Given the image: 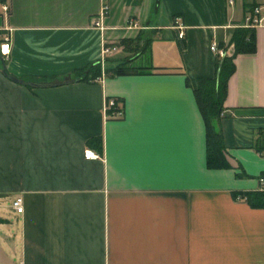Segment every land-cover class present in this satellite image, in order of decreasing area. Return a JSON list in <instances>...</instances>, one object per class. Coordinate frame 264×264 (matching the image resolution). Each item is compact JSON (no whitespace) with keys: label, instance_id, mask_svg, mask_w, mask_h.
<instances>
[{"label":"crops","instance_id":"1","mask_svg":"<svg viewBox=\"0 0 264 264\" xmlns=\"http://www.w3.org/2000/svg\"><path fill=\"white\" fill-rule=\"evenodd\" d=\"M253 6L264 0H0V264H264ZM239 29L256 51L233 57L213 122L227 167L208 169L194 91L215 78L210 46L232 57ZM104 47L116 51L102 61ZM126 58L151 70L105 75ZM94 68L96 79L74 81ZM113 98L118 118L104 112ZM15 198L21 214L6 205Z\"/></svg>","mask_w":264,"mask_h":264},{"label":"trees","instance_id":"2","mask_svg":"<svg viewBox=\"0 0 264 264\" xmlns=\"http://www.w3.org/2000/svg\"><path fill=\"white\" fill-rule=\"evenodd\" d=\"M253 8L254 6L250 10ZM231 42L234 46L233 56H225L219 59L213 81H199V86L194 91L199 109L205 122L206 167L208 169H222L227 167V163L223 155L224 149L222 146L221 135L218 130L215 129L213 122L216 120L220 112L221 104L225 96L227 80L235 71L233 57L237 54H254L256 51L253 34L250 29L236 30L233 34ZM144 49L145 46L141 47L138 46V44L133 46L131 57L137 54V57H139L143 53ZM128 58L117 62L113 68L106 69L104 72L105 75L111 77L129 76L151 70L149 66H143V64L141 65L140 63L132 64L134 59L128 60ZM94 69V75H90L92 73L91 70L84 74L81 72L76 74L74 81L85 82L89 79H96L100 76V69ZM261 149L263 148L261 147L260 150ZM257 201L259 205H264V198L260 197Z\"/></svg>","mask_w":264,"mask_h":264},{"label":"built area","instance_id":"3","mask_svg":"<svg viewBox=\"0 0 264 264\" xmlns=\"http://www.w3.org/2000/svg\"><path fill=\"white\" fill-rule=\"evenodd\" d=\"M252 15L255 16V19L248 18L246 20V24L250 27L260 26L262 22H264V7H255L251 10ZM259 17V18H257ZM176 27L179 30L178 38L182 40L184 38L183 34V27L176 23ZM9 42L6 41L0 45V57L2 59L7 58L9 55ZM116 51L114 47H104L102 49V61L104 58L110 56L113 52ZM210 51L213 52L219 59L225 57V52L223 49H219L216 44H212L210 46ZM104 112L108 118H118L121 116L122 112L121 109L117 107V100L116 99H108L105 103ZM85 159H93L97 158L91 152L86 151L84 154ZM11 210L14 211L16 214H21L23 211V203L21 198H15L11 202Z\"/></svg>","mask_w":264,"mask_h":264},{"label":"water","instance_id":"4","mask_svg":"<svg viewBox=\"0 0 264 264\" xmlns=\"http://www.w3.org/2000/svg\"><path fill=\"white\" fill-rule=\"evenodd\" d=\"M9 79L12 80V81L15 82V83H18V84H24L23 81L17 80V79H15V78L10 77ZM65 83H70V81H66ZM30 86H31V87H34V88L48 87V85H40V84H30Z\"/></svg>","mask_w":264,"mask_h":264},{"label":"rangeland","instance_id":"5","mask_svg":"<svg viewBox=\"0 0 264 264\" xmlns=\"http://www.w3.org/2000/svg\"><path fill=\"white\" fill-rule=\"evenodd\" d=\"M11 202L10 203L6 202L7 203L6 205H8V206L11 205ZM4 205H5V203H4ZM5 212H6V210L4 209V207H0V215H2V213H5Z\"/></svg>","mask_w":264,"mask_h":264}]
</instances>
